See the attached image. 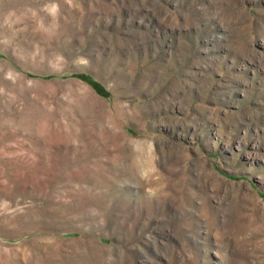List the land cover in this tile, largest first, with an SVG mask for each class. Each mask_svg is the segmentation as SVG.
<instances>
[{
    "label": "rangeland",
    "instance_id": "374dc122",
    "mask_svg": "<svg viewBox=\"0 0 264 264\" xmlns=\"http://www.w3.org/2000/svg\"><path fill=\"white\" fill-rule=\"evenodd\" d=\"M0 264H264V0H0Z\"/></svg>",
    "mask_w": 264,
    "mask_h": 264
},
{
    "label": "trees",
    "instance_id": "16d2710c",
    "mask_svg": "<svg viewBox=\"0 0 264 264\" xmlns=\"http://www.w3.org/2000/svg\"><path fill=\"white\" fill-rule=\"evenodd\" d=\"M88 79H89V81L92 83V85H95V88H97L98 91H100V92H105L104 90H102V89H104V88L101 87L100 84H99L97 81H95L94 79H91V78H89V77H88ZM101 88H102V89H101Z\"/></svg>",
    "mask_w": 264,
    "mask_h": 264
}]
</instances>
